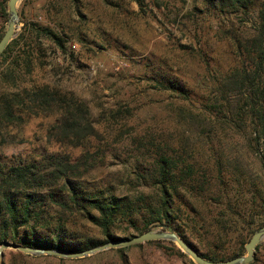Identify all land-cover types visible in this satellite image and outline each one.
I'll return each instance as SVG.
<instances>
[{
	"label": "rangeland",
	"instance_id": "1",
	"mask_svg": "<svg viewBox=\"0 0 264 264\" xmlns=\"http://www.w3.org/2000/svg\"><path fill=\"white\" fill-rule=\"evenodd\" d=\"M142 1L141 8L131 0H19L15 5L17 22L12 39L22 33L26 37L32 23L52 30L63 41V50H59L41 40L45 52L34 53V67L19 85H48L86 104L101 136V140L91 141V150L99 149L103 160L85 180L117 197H133L137 191L151 190L136 176L144 162L135 160L144 151L142 147L137 150L139 139L151 143L146 159L154 157L158 148L168 154H183L180 132L182 127L191 128L186 126V117L200 112L210 96L209 85L216 78L239 65L234 39L247 38L256 23L254 13L243 16L219 12L214 0ZM7 18V2L0 0V36ZM7 62L0 57V74ZM158 83L171 89L163 90ZM53 121V116L38 115L5 126L0 161L33 160L48 153L76 157L78 148L57 143L48 135ZM195 141L190 150L186 149L188 162L197 169L215 168L214 159L218 157L237 164V171H225L229 200L243 214L252 216H243L244 220L227 216L232 223L226 231L205 226L189 232L178 222L174 230H151L174 232L199 253L213 252L223 260L238 253L243 256L240 243L248 241V231L264 225V176L249 149L251 140L247 131L232 133L215 128L209 139ZM245 170L246 176L252 177L247 179L242 174L236 180V175ZM195 205L205 221L222 214L223 207L216 204L195 201ZM70 229L96 240L103 238L96 227L80 219ZM110 233L119 238L137 234L119 220L110 227ZM98 253L77 258L83 260L61 258L64 261L60 263L57 257H24L5 249L0 264L122 263L111 251ZM123 259L125 264H195L167 240L127 247ZM248 264H264V239Z\"/></svg>",
	"mask_w": 264,
	"mask_h": 264
},
{
	"label": "trees",
	"instance_id": "2",
	"mask_svg": "<svg viewBox=\"0 0 264 264\" xmlns=\"http://www.w3.org/2000/svg\"><path fill=\"white\" fill-rule=\"evenodd\" d=\"M131 1L138 8L142 7V0ZM214 1L219 12L243 16L254 13L255 27L247 38L234 39V53L239 65L216 78L214 84L209 85L210 96L200 112L186 117V126L191 128L182 127L180 132V139L184 140L183 154L177 155L176 151L168 154L158 148L153 152L154 157L146 159L144 155L151 152L148 149L151 143L144 140L142 143L141 139L136 143L137 150L139 147L144 150L135 158L144 161L136 176L149 184L147 190H151L137 191L133 197H117L104 187L85 180V176L102 162L103 155L99 149L91 150V141H99L101 136L93 126L84 102L48 85H19L34 67V53L45 52L41 40L63 50L62 39L52 30L31 23L26 29V37L22 33L9 41L0 53V57L8 61L0 74V144L5 126L18 125L24 117L53 116L48 135L57 143L78 148L79 154L72 158L68 154L48 153L33 160L0 161V242L6 240L35 249L79 253L119 239L110 233V227L118 220L137 234L155 227L174 230L175 222L189 232H197L205 226L226 231L232 223L227 216L244 220L243 216L247 215L230 203L224 179L228 168L237 171V164L218 157L214 159L215 168L197 166V169L194 163L188 162L187 149L193 147L195 140L209 139L215 128L232 133L247 131L251 140L249 149L255 157L257 170L264 176V0ZM3 11L5 14L4 8ZM158 86L163 90L171 89L162 83ZM110 116L114 118L112 114ZM246 172H239L236 180L242 174L250 179L252 175L246 176ZM195 201L223 207L220 209L222 214L205 221L199 216ZM78 219L96 227L103 238L96 240L74 233L70 226L76 225ZM252 233L250 229L248 234ZM180 238L184 240L181 235ZM154 242L159 241L145 243ZM245 243L241 242L240 248ZM192 249L198 252L196 248ZM124 250L107 251L115 253L121 264H125ZM199 255L211 262L225 261L213 252ZM235 256H241V253ZM56 259L60 263L64 261Z\"/></svg>",
	"mask_w": 264,
	"mask_h": 264
},
{
	"label": "water",
	"instance_id": "3",
	"mask_svg": "<svg viewBox=\"0 0 264 264\" xmlns=\"http://www.w3.org/2000/svg\"><path fill=\"white\" fill-rule=\"evenodd\" d=\"M19 0L7 1L8 18L6 22V28L0 38V53L4 50L9 41L13 38V31L17 22V11L15 8L16 3ZM264 239V225L254 231L248 241L244 244L245 255L234 257L225 261L211 262L203 259L198 252L194 251L192 247L177 236L174 232H168L166 230L154 231L149 230L140 234H135L127 238H119L114 241L106 242L102 245L84 250L79 253H63L53 250L35 249L31 247H24L14 242L2 241L0 242V259L5 249L15 250L25 255L30 256H53L63 259H77L92 254L117 248H127L133 245L143 244L149 241L167 240L174 242L177 247L186 254L195 264H248L252 261L256 246Z\"/></svg>",
	"mask_w": 264,
	"mask_h": 264
}]
</instances>
